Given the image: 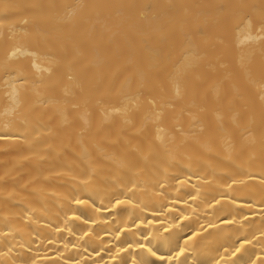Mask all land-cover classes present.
Returning a JSON list of instances; mask_svg holds the SVG:
<instances>
[{"label": "bare ground", "instance_id": "bare-ground-1", "mask_svg": "<svg viewBox=\"0 0 264 264\" xmlns=\"http://www.w3.org/2000/svg\"><path fill=\"white\" fill-rule=\"evenodd\" d=\"M0 264H264V0H0Z\"/></svg>", "mask_w": 264, "mask_h": 264}]
</instances>
